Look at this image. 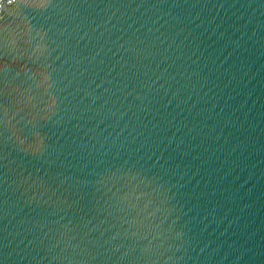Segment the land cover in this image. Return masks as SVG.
I'll list each match as a JSON object with an SVG mask.
<instances>
[{
    "label": "water",
    "instance_id": "95a60500",
    "mask_svg": "<svg viewBox=\"0 0 264 264\" xmlns=\"http://www.w3.org/2000/svg\"><path fill=\"white\" fill-rule=\"evenodd\" d=\"M0 264H264V0H0Z\"/></svg>",
    "mask_w": 264,
    "mask_h": 264
}]
</instances>
